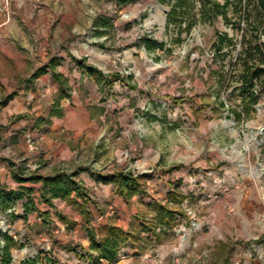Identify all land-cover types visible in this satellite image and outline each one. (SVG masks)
<instances>
[{"label": "rangeland", "instance_id": "1", "mask_svg": "<svg viewBox=\"0 0 264 264\" xmlns=\"http://www.w3.org/2000/svg\"><path fill=\"white\" fill-rule=\"evenodd\" d=\"M42 1L41 12H30L48 24L36 38L29 32L31 43L52 45L69 60L72 55L106 73L131 75L135 87L117 82L100 94L78 77L72 84L69 106L100 104L107 111L98 124L103 142L114 146L115 125L121 133L123 153L99 171L126 168L142 175V193L129 202L116 193L117 199L89 197L94 214L86 211L81 224H112L129 232L118 255L129 264H264V88L255 87L258 102L250 113L236 91L243 35L250 39L249 31L258 27L264 44V15L256 14L254 2L229 0L225 21L210 11L209 0ZM55 27L61 32L53 37ZM149 41L163 44L162 50H146ZM3 63L0 54V69ZM7 101L0 84V160L19 163L24 149L38 151L41 143H21L19 134L8 133L1 116ZM158 205L171 211L173 225L150 224ZM68 207L50 219L58 224L52 227L66 224L61 216L71 221L83 213L77 205Z\"/></svg>", "mask_w": 264, "mask_h": 264}, {"label": "crops", "instance_id": "2", "mask_svg": "<svg viewBox=\"0 0 264 264\" xmlns=\"http://www.w3.org/2000/svg\"><path fill=\"white\" fill-rule=\"evenodd\" d=\"M26 6L15 7L17 11L14 10L12 20L7 23L0 13V54L4 61L0 69V84L8 96L7 111L1 116L7 124L8 133L19 134L21 143H26L27 138L39 140L41 143L38 151L30 152L26 147L24 153H21L23 155L19 157V163L3 161V158L0 160V183L13 189L18 187V184L13 180V172L9 163L24 166L30 170L38 168L37 173L46 177L52 175L56 169L63 165L69 170L81 166L99 171L105 166L115 165L113 161L116 156L123 153L120 147L121 133L116 125L110 134V137L114 138V146L106 145L103 142L102 134L98 128V124H104L105 119L108 118V113L103 105L98 104L96 108L90 109L69 106L68 99L72 97L73 93L72 84L79 80L83 84H93L96 87L95 92L100 94H103L108 88L102 92L99 90L84 69L85 66L90 65L81 67L74 62L75 64L71 66L69 62L72 60H69L67 53L56 52L52 45H49V49H42L34 41L31 43V39L35 40L31 36L36 38L35 33H39V29L48 23L38 15L34 17L30 12L32 7ZM33 11L35 12V9ZM17 13L19 21L14 17ZM45 29L48 31V26ZM60 32L61 29L55 27L50 33L56 37ZM48 33L49 31L45 37ZM69 56L72 59L73 56ZM52 60L55 64L54 69L47 67ZM56 73H60L67 81L70 96L61 99L55 106L57 99L65 93L55 78ZM117 82L121 81H115L114 85ZM128 89L134 90L135 88L128 87ZM42 93L45 95L43 96ZM53 110L58 114L51 115ZM124 136H127V133H124ZM131 138L127 140L129 144ZM80 140L82 142H79ZM116 142L119 143L117 146ZM139 147L142 148V144ZM146 150L143 148V151ZM127 169H130V166ZM77 178L83 183L91 200L95 198L100 200V198H104V195L108 198L111 196L114 199L118 198L112 183H103L87 172L79 174ZM25 185L34 188L33 197L37 210L29 213L26 220L23 219V206L27 200H20L12 210H7L2 214L0 221L2 230H7L22 245L20 248L12 250V264H22L39 254L40 263L42 260L52 258L56 259L57 264H93L92 258L96 256V253L91 252L92 258L87 256L90 244L87 229L90 227H87L85 223L81 224L83 216L78 215L71 219L76 224L74 227H66V224L63 227L60 225V227H52V225L58 224L50 223V219L55 220V214L59 213L61 209L66 208V213H68L72 207L70 209L67 201L59 199L53 200V206L41 201L42 183L40 182ZM89 200L88 198L86 210L93 215L94 209ZM78 201L80 202V200ZM45 213L48 214V223L44 220ZM123 228L125 229V227ZM22 236L26 240L22 239ZM50 250L55 251L53 256L46 253ZM129 262L127 258L118 256L112 263L101 261L98 264H129Z\"/></svg>", "mask_w": 264, "mask_h": 264}, {"label": "trees", "instance_id": "3", "mask_svg": "<svg viewBox=\"0 0 264 264\" xmlns=\"http://www.w3.org/2000/svg\"><path fill=\"white\" fill-rule=\"evenodd\" d=\"M224 3H220V0H209L210 11L217 17L221 16L225 21L228 20L226 9L229 4V0H223ZM242 2H254V8L257 15H264V0H240ZM250 32V39H247V35H243V51L239 56V62L241 69L237 75V81L240 83L239 87H236L238 95L241 97V107L244 112L250 113L254 111V105L258 102L257 91L255 87L260 85L264 88V70L261 65L264 62V44L261 43V38L258 34V27L252 29ZM222 42V39H221ZM146 50L155 51L162 50L163 44L157 42L150 43L145 42ZM72 61L78 66L82 67V60H77L72 57ZM54 61H50L47 67L54 69ZM86 73L93 79L99 90L102 92L105 88L112 89L114 82L119 80L121 82H128L127 86L130 89H134L133 85H130L132 76L121 77L120 74L111 73L104 74L98 68L93 66H85ZM44 71V70H43ZM55 78L59 81L61 89L65 92L55 102V106L59 104L60 100L69 97L70 88L67 81L63 79L60 73L55 74ZM221 105L224 107L225 103L222 101ZM228 110L232 112L233 116L241 118L242 114L236 112L233 107H228ZM56 111H52L51 115H57ZM12 169V177L18 187L15 189L8 187L6 184L0 183V221L2 214L7 210H12L15 204L26 199L24 203V213L22 218L26 220L27 215L37 210L34 201V188L27 186V183H42L40 198L46 204L53 206V200L67 201L69 204L77 205L82 210L83 217H87L86 203L89 195L88 191L83 186V183L78 180V175L84 172L90 173L103 183H112L115 186V193L123 198L125 202H129L135 195L142 193L139 187V180L142 175H135L132 172L126 170H118L114 173H101L93 170L90 167H76L73 170H69L67 167H59L54 171L52 175L42 177L37 173L38 168L30 170L24 166H18L13 163H9ZM80 200V202L78 201ZM45 222L48 223V214L44 215ZM63 222L67 224V227H74L76 224L72 221H68L66 217L61 216ZM151 225L161 227V229L173 225L176 221L171 211L165 207L158 205L156 213L150 221ZM146 230H150V227H145ZM87 235L89 238V252L87 256L92 258V253H96L93 259V264H98L101 261L114 262L120 250L127 246L128 238L131 235L129 232L124 231L121 227L106 224L100 226L98 229H87ZM22 245L9 232L2 230L0 226V264H12L13 256L12 250L20 248ZM92 252V253H91ZM22 264H57L56 259L47 258L40 263V254L26 260Z\"/></svg>", "mask_w": 264, "mask_h": 264}, {"label": "built area", "instance_id": "4", "mask_svg": "<svg viewBox=\"0 0 264 264\" xmlns=\"http://www.w3.org/2000/svg\"><path fill=\"white\" fill-rule=\"evenodd\" d=\"M24 5L31 6L38 12L42 11L43 1L42 0H0V13L4 16L5 22H9L15 7H22ZM262 33H259V37L261 38ZM261 68L264 70V62L261 65ZM264 129V127L262 128ZM262 205L264 207V196L262 198ZM102 220V217L99 218Z\"/></svg>", "mask_w": 264, "mask_h": 264}, {"label": "bare ground", "instance_id": "5", "mask_svg": "<svg viewBox=\"0 0 264 264\" xmlns=\"http://www.w3.org/2000/svg\"><path fill=\"white\" fill-rule=\"evenodd\" d=\"M254 138H255V135L252 136V139H254ZM250 141H251V140H247V141H246V146L249 145V142H250Z\"/></svg>", "mask_w": 264, "mask_h": 264}]
</instances>
